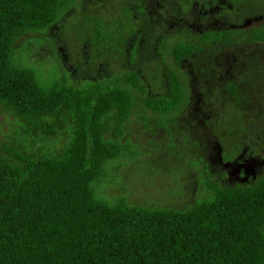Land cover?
<instances>
[{"label":"trees","instance_id":"trees-1","mask_svg":"<svg viewBox=\"0 0 264 264\" xmlns=\"http://www.w3.org/2000/svg\"><path fill=\"white\" fill-rule=\"evenodd\" d=\"M73 1L0 0L1 109L23 135L54 141L69 134L60 147L0 142V264H264V168L252 180L210 184L183 209L103 193L134 154L126 131L138 104L133 89H146L140 75L85 83L63 72L44 78L14 56ZM231 34L209 30L200 39L224 42ZM199 49L182 40L172 54L179 61ZM169 89L144 97V105L159 114L177 110L185 91L176 74Z\"/></svg>","mask_w":264,"mask_h":264},{"label":"rangeland","instance_id":"rangeland-1","mask_svg":"<svg viewBox=\"0 0 264 264\" xmlns=\"http://www.w3.org/2000/svg\"><path fill=\"white\" fill-rule=\"evenodd\" d=\"M222 28L231 29L230 40L201 41L203 32ZM263 32L264 0H74L14 56L44 78L63 72L85 83L138 73L146 89H133L138 104L126 131L134 154L103 193L183 209L210 184L252 180L264 168V38H255ZM182 40L200 49L176 61L172 48ZM172 74L184 86L182 105L151 111L142 99L168 95ZM68 136L23 135L0 107V142L60 147Z\"/></svg>","mask_w":264,"mask_h":264}]
</instances>
